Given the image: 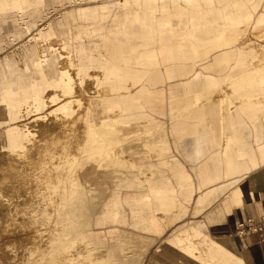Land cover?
I'll return each mask as SVG.
<instances>
[{"label": "crops", "instance_id": "0c3cea01", "mask_svg": "<svg viewBox=\"0 0 264 264\" xmlns=\"http://www.w3.org/2000/svg\"><path fill=\"white\" fill-rule=\"evenodd\" d=\"M44 3L43 0H0V33L4 29L10 35L17 34L14 25L7 23L4 28L2 26L4 18L9 13H18L21 9L29 14L42 9ZM261 4L259 15L264 12V0ZM108 5L111 9L116 7L115 3ZM86 8L89 9L87 20L80 17L79 13L85 8L72 13L74 27L71 28L73 31L81 30V42L87 56H91L102 43L103 34L95 31L99 23L94 21L95 14L91 10L93 6ZM127 14L130 12L123 10V14L114 19V22L120 19V23L117 21L111 27L103 24L104 33L111 38L118 36L123 40L127 34L136 32L137 27L130 29L121 27ZM134 14L138 17L145 15L135 12ZM254 29L253 26L252 30ZM177 34L189 35L190 28L187 32L179 31ZM85 37L92 38L90 45L83 41ZM78 43L75 41L76 45ZM114 48L117 49V46ZM143 48L127 55H123L122 51L112 50L122 58L121 67L133 73L121 78L130 92L123 98L135 99V106L140 105L142 108L141 113L124 111V114L144 115L152 120L143 145L145 150L151 152L152 160L150 165L146 166L145 177L138 171L126 173L120 171L117 186H110L112 191L117 193L119 221L116 217L110 220L105 218L106 224L95 226L93 230V237L96 236L98 241L113 250L107 264H147L152 253L162 242L173 239L186 228L196 231L203 241L208 238L242 264H264V240L257 236L242 238L237 234L238 223L248 218L260 219L264 216V119L263 135L258 141L250 122V114L253 115L256 111L250 112V96L238 97L242 94L238 93L240 89H236L238 87L235 83L244 76V67L250 68V64H239L243 60L232 59L231 55L225 57L220 52L204 58L199 48L195 49L194 60L188 56L190 49L183 51V58L177 55L175 49L174 58L170 59L161 56L157 45ZM148 56L153 60L148 61L146 59ZM231 76L236 80L233 84L230 83L232 89L227 86V80ZM221 90H224L231 99V108H234L232 111L239 117L240 121L236 126L224 124L211 126L204 121L207 104L214 103ZM254 102L264 104V93L257 95ZM131 104L128 100L121 101L125 108H130ZM221 107L222 114H226V105ZM158 115L167 116V125L155 122L151 117ZM1 126L8 124L0 119V130H4ZM253 163L258 165L252 167ZM154 178L157 180L171 178L173 183L170 189L178 194L183 204L177 210L179 212L184 210V214L174 221L178 216L176 211L165 213L160 200L149 202L148 210L152 211V214L149 216L146 213L145 218H140L145 222L142 226H147L148 232L134 227L136 225L134 222L139 220H133L132 214L128 216L125 209L127 198L121 195L128 193L126 188L137 189L134 194L139 197L150 195L147 187ZM109 181H113V178L107 177L108 184ZM170 189L151 192H157L158 196H168L172 192ZM101 201L103 205L104 201ZM218 202H221V206L209 213ZM123 211L124 221L121 213ZM205 214L207 215L204 220L199 219ZM188 216H192L193 219L187 221ZM188 222H191L189 227L179 230L170 237L177 228ZM159 227L163 228V231ZM123 239H129L134 244V250L124 251L121 246ZM199 258H206L203 252H199Z\"/></svg>", "mask_w": 264, "mask_h": 264}, {"label": "bare ground", "instance_id": "6f19581e", "mask_svg": "<svg viewBox=\"0 0 264 264\" xmlns=\"http://www.w3.org/2000/svg\"><path fill=\"white\" fill-rule=\"evenodd\" d=\"M147 1L156 2L157 0ZM185 1L193 7L192 14L200 13L196 18L193 16L186 18V26L191 25L193 28L189 35L184 34L178 38L177 47L180 53L184 49L187 38L192 37L201 41L202 34L207 40L216 41L217 48L233 46L236 43L242 44L248 39H253L257 43L253 45L254 53H252L250 45V95L264 87V14H261L258 20L254 19V13L232 17L216 6L223 3L224 6L238 4L231 0ZM240 8L241 10L246 8L245 4H240ZM259 8L260 5L255 9L256 13ZM217 12L219 14L216 19L205 20L206 16L215 15ZM19 14L24 15V12L19 9ZM176 16L183 17L182 15ZM80 17L84 18L81 14ZM84 20L87 19L84 18ZM153 21L150 20L149 24L145 23L141 30L127 34L124 45L155 44L176 36L177 31L172 30L171 35L170 32H165L164 28H169L168 21H163L158 25L153 24ZM211 26L213 27L211 28ZM253 26L255 31L250 29ZM53 39L48 43L49 46H53L52 58L47 59L39 48L36 56L27 60L24 55L22 63L17 65L23 70L25 79L37 77L41 87L44 85L46 104L50 108L44 116L31 123L25 137L15 129L0 133V214L11 215L8 223L0 224V264H48L50 261H54L59 252L57 236L62 228L55 226L24 228V222H27L28 225L30 219L29 211L23 208L25 199L32 204L35 202V191H38L41 196L47 198L53 206V211L48 215L38 213L32 219L38 221L45 218L59 220L57 211L59 202L55 189L60 184L58 178L63 168L62 165L67 164L65 167L77 169L76 180L91 176L92 183L99 185L98 177L87 173L86 163L94 162L93 167L99 170L101 167H109L107 161L110 162L109 160L113 159L111 166L114 169L135 171L143 169L145 161H148V165H150L152 160L151 152L149 153L143 146L145 134L149 131L151 124L150 117L143 115V119L144 117L147 119L141 123L146 126H139L137 125V115L124 114V111H138V106L134 104L135 99L123 98L130 92L129 87L125 86L121 78L133 73L125 70L122 75L119 66H105L102 63V56L99 54V47L94 55L87 56L82 42L80 46L73 48L65 45L61 42L64 40H59L57 36ZM232 52L235 53L234 50ZM222 54L227 56L230 52L225 49ZM146 58L153 60L151 56ZM52 61L57 62L59 72L57 75L48 73L53 68ZM13 82H15L13 86L18 87L16 82H21V77L13 79ZM233 82L234 78L231 76L227 80V86L230 89H232L230 83L233 84ZM248 85L247 80L236 83V87H238L236 89H240L238 93L242 94L238 97L246 96L244 88ZM21 86L28 85L21 84ZM28 87L37 92L35 85ZM115 92L117 94L113 95ZM219 93L218 98L215 99L216 102L214 101L211 105L207 104L204 121L211 126L219 124L236 126L240 120L238 115L232 111L234 108H231V99L224 90ZM124 100L132 103L130 108L121 105V101ZM96 101L107 106L109 114L115 119L114 126H108L107 117L95 111L94 103ZM222 105H226V114L224 115L222 110L220 111ZM254 107V103L251 102L250 112H256L253 115L250 114V122L253 125L251 127L254 128L256 139L260 141L263 134L262 128H258V126L263 123L264 109H254ZM229 131L232 132L231 129ZM230 132L229 134H231ZM114 139H118V142L115 143ZM128 139H132L129 144L133 147L126 152L123 145ZM7 142L11 148L7 146ZM89 145H94L95 149L90 150ZM124 156L125 158L130 156L136 160L124 162ZM78 158L81 160L79 161ZM160 163H162L161 160ZM253 164L256 166V163ZM30 191H34V193ZM159 197L162 200L160 202H163L162 195ZM159 228L163 231V228ZM83 240L89 245L85 256L80 255L81 253L73 256L72 252L68 251L65 255L66 264H92L93 256L91 254L98 258L96 256L98 250L86 240L85 235H83ZM121 246L124 251L125 249L127 251L134 250V246L126 241H123ZM8 247L12 253L9 259L3 254L5 248ZM172 247L174 244L171 243V240L165 241L164 250H172ZM211 247L213 260L218 264H242L216 244ZM180 254L188 262L193 259L191 256L185 257V250H181ZM174 255H176L175 251Z\"/></svg>", "mask_w": 264, "mask_h": 264}, {"label": "rangeland", "instance_id": "374dc122", "mask_svg": "<svg viewBox=\"0 0 264 264\" xmlns=\"http://www.w3.org/2000/svg\"><path fill=\"white\" fill-rule=\"evenodd\" d=\"M231 1L236 2L238 4L233 6H224L223 3L217 4L216 6L218 9H221L222 12H224L225 14H229V16L232 17L243 16L246 14L252 15L254 13V19L258 20L261 16L259 15V13H261V3L263 0ZM44 2L45 3L42 9L34 10L29 14L24 13V15H20L19 12L9 13L2 22L3 28L6 26L5 24L7 23L14 25L15 32H17V34L10 35L6 33L4 29L0 33V119L6 125L8 124V126H1V128H3L4 130H0V133L15 129L23 137H25V135L28 133L29 126H31V123L37 118L44 116L47 110L50 108L46 104L47 100L44 95V85H42L41 87L39 79L37 77L25 79V74L23 70L17 65L22 63L24 55H26L27 60L31 59L32 56H36V53L38 52L39 48L41 49L42 54L47 59L52 58L53 46H49L48 43L49 41L54 40L53 38L56 36L59 40H64L61 42H63L65 45L71 46L73 48L80 46V43L82 41V32L81 30L73 31L71 28L74 27V20L72 21V13H75L78 9L85 8L82 9V11H80L79 13L85 19H87V12H89V9L86 7L93 6V9L91 10H93L95 14L94 21L99 23V27H97L95 31H97V33H102L104 36V38L102 39V43L99 44V54L102 56L101 58L103 59L102 63L105 66H119L122 75L123 73H125L126 69H123L121 67L123 60L118 54L116 55L114 53L115 50L122 51L123 55H127L134 54L144 49V46L150 47L157 45L159 47L161 56H163L164 58L171 59L174 58V51L177 50V55H181L180 57L183 58V51H187L190 49L188 56L191 60H194L195 49H201L204 54V58H209L217 52L222 53L225 49H227L229 51H235V53L230 52V58L243 60L242 63L240 62L239 64H250V45L253 50L252 53H254L255 48L253 45L257 43L253 39H248L242 44L236 43L233 46L227 45L224 48H217L216 41H209L205 38V35L202 34L203 39L201 41H197L192 37L187 38L184 49H182L181 54L180 50L177 47L178 38L180 36H183L181 34H176V36L171 37L164 42H157L155 44L133 43L132 45H124L125 38L123 40H120L118 36H113V39L104 33L103 24L108 27H111L115 25V22L117 21L118 23H120V19H116L115 22L114 19L116 16L123 14V10L130 12L131 14H127V16L124 18V23L123 25H121V27L124 29L137 27V30H141L142 26L145 23L149 24L150 20H154L152 23L155 25H158L160 23L162 24L163 21H168L169 28H163L165 32H170V35L172 30L177 32L186 31L188 28H190L191 30L193 28L191 25L186 26V18H191V16L196 18L200 12H195L192 14L193 7H191L190 4L185 0H157L156 2H150L147 0H45ZM110 3L113 5L115 3L114 6L116 7L111 9V6L108 5ZM242 3H244L246 7L243 10H241L240 8V4ZM259 5V11L256 13L255 9H257ZM100 11H102V13H100ZM134 12L137 14L145 13V15H139L138 17L134 14ZM218 14L219 13L217 12L215 15L206 16L205 20H214L218 17ZM176 15H182L183 17L181 18ZM32 22H35L36 24ZM46 25L48 26L46 27ZM212 27L213 26H211V28ZM250 29L252 30V27ZM252 31H255V29ZM90 39L92 38L85 37L83 41L87 45H90L92 42V40ZM75 41H78L79 43L76 45ZM116 46L117 49L114 48ZM113 49L114 51H112ZM185 58H187V54H185ZM53 61V68L48 71V73L57 75V73H59L57 68V62ZM244 69V76L239 78L237 81L234 78V81H236L235 83H238L240 81L245 82L247 80L249 85L244 88V91H246V96H244L243 98H248L250 96V103L253 102L255 105L254 109H264V104H262L261 102H254V98L257 97V95L264 93V87H262L260 90H257V92H254V94L250 95V68L244 67ZM19 76L21 77V82H16L19 86L15 87L13 86V83H15L13 82V79H17ZM21 84L28 86L35 85V89L37 90V92L30 90L28 86L23 87L21 86ZM115 94L117 93L115 92L113 95ZM94 107L97 113L107 117L109 123L108 126H114L115 119L112 115L109 114L106 105H101L96 101V103H94ZM141 110V106L138 105V111H140V113ZM151 117L155 119V122L165 124L167 123V116L165 115ZM136 118L137 125L146 126L144 125V123H141L143 122V120L147 119L146 117H144L143 119V115H137ZM258 128H263L262 123L261 126H258ZM113 141L116 143L118 142V139H114ZM130 141H132V139L126 140L125 144L123 145L126 152L133 147L131 144H129ZM145 142L146 141L144 139L143 145L145 144ZM7 146L11 148L9 143H7ZM88 148L92 151L95 149L94 145H89ZM251 150L252 149L250 147V152ZM78 159L79 161L81 160V158ZM135 160L136 158H132L130 156L127 158H125V156L123 157L124 162ZM109 161L110 162L107 161L109 167H101L99 168V170L93 167L94 162L88 164L86 163V166L88 167L87 173H92L93 175H96L98 177V182L100 183L99 185H94L92 183L91 176L83 177L79 180H76V177L78 176L77 169L75 167H72V169L68 168V166L65 167L67 164L62 165L63 168L58 178L60 184L56 186L55 189L59 202V207L57 209L59 214V220L57 221H54L53 219L49 218H45L39 221L32 219V217L38 213L48 215L52 214L53 211V206L48 202L47 198L41 196L38 191H35L36 196L35 202L33 204L29 203L25 199V206L23 209L29 211L28 216L30 221L28 225L26 224L27 222H24V228L47 226H55L57 228H62L60 234H58L57 236L59 252L56 254L54 261H50L48 264H66L67 259L65 255L68 251H71L73 256H76L80 253V255L85 256V252L88 251L89 245L84 242L83 235H85L86 240L92 243L94 247L98 250V253L96 255L98 258H96L95 255L91 254L93 256L92 264L109 263L111 259V252L113 250L112 248L110 249V247L98 241L96 236L93 237V230L95 226L99 227L105 225V218L110 220L115 219L116 217L119 221L117 193L113 192V189H111L110 186H117L120 171L122 173H126L127 171H138L142 176L145 177L147 175L146 166H148V161H145L146 164L145 162L143 163L145 165L143 169H136L135 171H122L114 169L111 166V163H113V159H110ZM257 165L258 164L256 163V166ZM256 166L255 164H252V167ZM107 177L113 178V181H109V184L107 183ZM61 182L64 183L61 184ZM172 183L173 182L171 178H163L159 180H157V178H154L152 182L148 183L149 186L147 187L150 195L141 197L134 194L137 189L130 190L126 188L128 193L126 195L121 196L127 198V203L125 205L127 207L125 209L128 212V216L132 214L131 217L133 218V220H139V222H134V224H136L134 225L136 229L148 231L147 226H142L143 224H145V222L141 219L145 218L146 213H148L149 216L152 214V211L148 210V203L154 201L157 202L160 200V197L158 196L157 192L151 191H156L159 189H164L167 191L171 188ZM99 190L101 191L98 192ZM170 191L172 190L170 189ZM30 192L34 193V191ZM27 195L28 194L26 192V196ZM167 197L169 200L167 199ZM151 198L153 199V201ZM162 198L163 202H160L161 205L163 207H167L165 209L162 207L163 211L165 213H172L176 211L178 216L174 218V221L180 219L184 214V210H181L180 212L179 210H177L179 206L183 205L182 200L181 198H179L178 194L175 191H172L170 194H168V196L162 195ZM101 200L104 201L103 205L101 204ZM220 206L221 202H218L214 207L209 210V213L211 211L217 210ZM100 210L101 213H99ZM121 213L124 221L125 213L124 211ZM206 215L207 214L200 216L199 219L204 220L206 218ZM10 217L11 215L8 214H0V224L4 222L8 223ZM191 219H193L192 216H188L186 218L187 221ZM32 221L35 222L33 223ZM191 222L181 225L170 235V237L179 230L185 227H189ZM170 240L171 243L174 244V247L171 248L172 250H164L165 242H162L159 247L156 248L155 252L152 253L151 258H149V260L147 261V264H206V262L218 264L216 261L213 260L212 252L210 251V249H212L211 246L213 245V242H211L208 238L203 241V238H199L198 233L196 231L186 228ZM123 241H126L128 244L134 246V244L129 239H123ZM205 244L209 247L207 248ZM173 249L176 255H174ZM181 250H185L186 258H188L187 256H191L194 260L191 259V261L188 262L187 259L181 256ZM199 252H203V255H205L206 258L198 259ZM3 254L8 259L10 258L12 253L9 250V247L5 248Z\"/></svg>", "mask_w": 264, "mask_h": 264}, {"label": "built area", "instance_id": "2783aa9c", "mask_svg": "<svg viewBox=\"0 0 264 264\" xmlns=\"http://www.w3.org/2000/svg\"><path fill=\"white\" fill-rule=\"evenodd\" d=\"M237 234L242 238L257 236L264 240V216L260 219L248 218L238 223Z\"/></svg>", "mask_w": 264, "mask_h": 264}]
</instances>
